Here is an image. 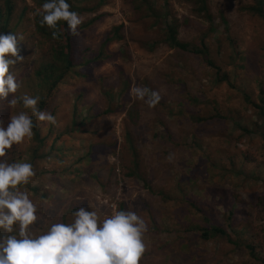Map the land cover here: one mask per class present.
<instances>
[{"label": "rangeland", "instance_id": "374dc122", "mask_svg": "<svg viewBox=\"0 0 264 264\" xmlns=\"http://www.w3.org/2000/svg\"><path fill=\"white\" fill-rule=\"evenodd\" d=\"M97 1L101 3L97 8L98 11L93 17L83 16L82 23L99 15L102 18L92 26L81 30L76 36L75 49L76 51L80 49L81 52L86 48L90 52L104 50V55L101 61L93 66L82 67L83 76H80L79 69L72 70L66 75L65 86L59 92L65 96L59 95L56 100V103L63 105L64 111L58 116L56 130L44 147V151H49L55 135L62 134L57 145V149H62V152L56 150L51 157L37 162V174H34L30 180L35 181L39 189L45 192L49 189L53 190L58 200L66 198V203L57 210L56 218L64 211L69 213L72 220L74 210L82 206L96 210L100 217L104 218L118 211L119 205L125 203L126 209L131 208L136 211L148 224V231L143 237L144 252L147 253L145 260H153L152 264H165L166 260L161 250L167 241L169 243L178 241L179 234L174 236L175 231L178 232L184 228L176 222L180 218L176 214L182 209L181 205L173 202L168 204V208L165 207L161 196L156 195V192L157 190L172 191L175 181L170 178L177 174L181 165H186L184 160L190 162L192 159L188 153H176L181 151L176 149L171 151L165 146H174L176 143L173 141L179 138L175 133L185 127V125L180 127L182 123L174 120L178 115H168L170 122H168V128L174 134V138L167 140L168 135L165 134V130L156 125L154 107L146 103L147 98L140 100L131 90L134 87L151 85L154 91L159 92L163 104L177 105L179 108L181 107L180 102L183 101L182 91L179 87H174V81H178L175 77L179 74L186 78L194 95L201 98V106H198V110L200 108L201 111H208V104L212 109L223 107L221 105H232L242 109L244 103L239 99L241 95L230 92L225 84H217L216 69L207 65V58L213 57L214 61L224 67L228 61L227 53H225L227 47L225 38L232 36L237 52L245 57L248 51H253V54L259 55L263 60L264 51L260 49L264 50V21L242 10L244 6L253 5V0H211V9L216 16L212 25L203 16L197 15L193 4L186 0H168L167 11L163 8L161 10L160 7L164 6L165 0H145L146 3L144 0H96L95 2ZM94 3L89 2L86 7ZM149 4L155 6L157 12H167L170 21L176 19V22L180 24L179 37L191 44L190 50L194 49V45L199 48L206 45L208 57L188 54V57L184 58L181 57L180 50L172 49L162 43L164 35L161 29L163 30L165 26L161 27L156 18L148 12L146 5ZM5 5V0H0V8L4 11ZM40 8L31 0H16L13 18L16 19L15 21L20 20L21 23L16 35L18 52H23L24 55L22 61L18 60L15 65L10 66V71L15 76H23L25 72L32 75L36 71H44L42 65L47 64L49 60L63 63L64 54L59 53L66 44L65 39L53 38L49 29L45 34L38 31L37 22L41 17L36 12ZM221 9L227 14L228 24L222 23L219 13H216ZM184 20L189 21L187 27L183 26ZM117 29L122 37L121 41H112L105 46L103 43L106 38ZM227 29H231V33L226 32ZM220 38H222V45L217 41ZM209 46L211 53H209ZM219 48L223 51L219 52ZM79 61L83 60L79 59ZM246 63V59H242L240 66ZM227 68L228 70L233 69L230 65L225 66V69ZM248 72L252 73L249 68L243 67L240 72L241 77L235 83L240 84L241 79L245 78ZM35 80L37 79L31 76L26 78L25 82L35 85ZM126 82L129 83V89L125 98L117 97V95L110 98L107 93L111 90L117 93ZM250 85V82H246L245 86L250 87ZM78 91L84 92L80 107L88 105L82 113L83 117L88 116L89 107L94 116L89 119L85 118L76 131L73 126V114L68 110V105L76 101L79 96ZM25 94L31 96L30 88L25 89L23 95ZM184 101L187 104L191 103L188 100ZM133 106L139 110V120L135 123L129 119V113H132L130 108ZM177 108H175L176 111ZM93 109H101L102 111L98 112L101 114L96 115L97 112ZM15 113L16 108L13 110V114ZM6 115L7 108L1 106L0 101V120L9 121L10 116ZM181 121L187 122L183 119ZM48 125L49 122L42 124V137L49 134ZM204 129L211 130L207 127ZM157 133L160 135L157 136ZM129 139L133 140L135 148H131ZM210 139L211 136L205 140L209 143ZM15 146L16 158L25 159L29 156L26 152L35 146V142L33 137H30ZM89 150L97 152L95 156L87 159ZM134 150L138 154L140 173L144 180L126 176L127 172L134 167ZM14 158L11 156L10 161ZM263 159L264 156L257 160L261 162ZM196 164L197 158L188 165L194 167ZM65 169L68 172L62 176L61 181L70 186L69 191L60 189L50 182L49 173L45 175L53 171L55 173L66 172ZM43 170L47 172L43 173ZM77 170L80 172L77 176L74 174L68 176L69 172ZM200 171L203 170L200 169ZM54 175L59 176V174ZM97 178H103V180L98 182L90 180ZM253 179L251 178V181ZM206 182V185L213 183L212 181ZM256 183L261 186L258 191L264 192V174ZM22 190L29 193L35 205L47 209V217L40 219L39 216V222L48 225L52 220L50 215L56 212V208L48 201L41 202L40 197L33 196L27 186H24ZM202 195H206L207 199L212 201L216 197L215 193L212 194L207 190H204ZM216 201H219L218 197ZM147 205L151 210L147 208ZM220 208L225 218L227 210L224 207ZM248 219L247 222L250 224H244V227L249 225L250 228L246 230L247 233L243 239L248 238L249 241L259 242L264 252L263 220H257L256 211L248 214ZM228 232L231 233L233 239H236V234L234 235L231 229H228ZM256 245L259 247L258 244ZM192 247L193 249L190 250H181L180 254L185 257L179 259L181 264H261L249 255L248 248L243 249L245 250L243 256L235 255L234 251L237 250L225 238H211L209 241L199 238L194 241Z\"/></svg>", "mask_w": 264, "mask_h": 264}, {"label": "trees", "instance_id": "16d2710c", "mask_svg": "<svg viewBox=\"0 0 264 264\" xmlns=\"http://www.w3.org/2000/svg\"><path fill=\"white\" fill-rule=\"evenodd\" d=\"M31 1L37 3L40 7L45 2V0ZM95 1L96 0H67L70 5V10L77 12L81 18L83 16L85 18H88L89 16L93 17L95 12L98 11L97 8L101 3ZM186 1L193 4L194 12H196L197 15L203 16L211 25L213 24L216 16L211 9V0ZM89 2H95L96 4L94 3L92 6L90 5L89 7H86V4ZM253 2V5L244 6L242 10L257 16L264 21V0H253ZM5 3V11L3 8H0V34H16L21 25L20 20L15 21L16 19L13 18L16 10V0H5ZM144 3H146L145 0ZM77 5L78 7H75ZM80 5H82V7ZM160 7L161 10L163 8V10L167 11L168 0H165L164 6ZM146 8L148 12L156 18V21L161 27L165 26L163 30L161 29V32L164 35L163 40H161L162 43L172 49L180 50L181 57L184 58H187L188 54H198L204 58L208 57V49L206 45L202 48L194 45V49L190 50L191 44L189 42H184L179 37L180 24L176 22V19L170 21L167 12H157V9H155L156 7L150 4L146 5ZM216 13H219L218 15L221 17L222 23L228 24L227 14L222 9L216 11ZM101 18L102 16L99 15L95 18L88 19L90 21L86 23H81V25L78 26L76 35L72 34L67 23L64 21H60L55 29H51L47 25L41 26L40 20L37 22L38 31L40 33L45 34L47 29H49L52 33L53 31L57 32L56 39H65L66 44L62 47V52L59 53L64 54V60H62V64L49 60L47 64L42 65L44 71H36L35 74L32 75L25 72L23 73V76H15L19 84L17 92L15 94H10L5 100L0 99L1 106L3 105L7 108L6 116H11L13 110L16 108L15 114L24 111L32 117L34 124L32 137L35 142V146L26 152L29 156L25 159H22L21 157L16 158L15 144L11 149L6 150V156L0 159H4L8 163H31L34 174H37V162L44 160L49 156L51 157L56 150L62 152V149H57L62 134H56L49 151H44L47 141L56 130L58 116L64 111L63 105L58 104V102L56 103V100H58L59 95L63 97L65 96L63 93L59 92L63 86H65L64 80L66 75L70 74L72 70L79 69L81 75L77 72L76 73L83 76V73L81 72L82 67H91L96 62L101 61V58L104 55V50L90 52V50L86 48L82 52L80 49H77V52L75 49L76 36L81 30L92 26ZM188 24V20L183 21V26L187 27ZM226 32L231 33V29H227ZM52 33L51 35H53ZM121 39L120 31L117 29L112 35L106 38L103 44L106 46V44L112 41H121ZM225 40L227 46L225 53H227L226 57L228 60L225 63V66L227 67L230 65L233 69H225V66L223 67L221 64L219 65L214 61L213 57L207 58V65L216 69L217 73L215 81L217 84H225L229 87L228 89H230V92L241 95V98L239 99L244 103L242 109L232 105H221L223 107L219 106L212 109L210 104H208V111H201L200 108L198 110V106H201V98L194 95L186 78L179 74L175 77L178 81H173L175 82L174 87L177 86L182 91L181 99L183 101L179 104L181 107L177 108V105L171 106L165 103L163 104L162 100L154 106L157 119L156 125L165 130V134L168 135L167 140L174 138V134L171 133L168 128V115H178L174 120H178L179 123H182L180 127L185 125L184 129H181L180 131L178 130L175 133L179 136V138L173 141L176 144L172 147H169V145L165 146L171 151H175L174 149L181 151L176 153H188L192 159L190 162L184 160L186 165H181L177 174L170 178L175 181L172 191L157 190L156 192V195L161 196V200L165 207L168 208V204L173 202L181 205L182 209L180 210V213L176 214L181 218L176 222L183 225L184 229L178 232L175 231V235L171 233L174 236H176L177 233L179 234L178 241L175 240L172 241V243L167 241L161 250L162 256L166 260L165 264H181L179 259L185 258L180 254L181 250L193 249L192 244L199 238H202L204 241H209L211 238H225L227 242L233 245L234 249L237 250L234 251L235 255L243 256L245 253V250L243 249L248 248L250 251L249 255L256 261L264 264V252L263 249L260 248V243H256L255 240L249 241L248 238L243 239L247 233L246 230H249L250 228L249 225L244 227V224H250L247 221H249L248 214L251 212H257V220H263L264 226V192L262 191L261 193L258 191V189H261V186L256 183L261 175L264 174V159L261 162L257 160L264 156V59L262 60L259 55L253 54V51H248L244 57L240 52H237V47L232 36H227ZM217 41L222 45V38ZM222 51L223 49L219 48V52ZM260 51L264 50L261 48ZM211 52L209 46V53ZM23 55V52H19V56L22 57ZM12 59L16 58L13 57ZM79 59H82L83 61H79ZM242 59H246L247 63L240 66V61ZM243 67L246 69L249 68L252 73L248 72L249 74L241 79V83L236 84L235 82L237 79L241 77L240 72ZM31 76L37 79L35 80V85L25 82V79ZM21 78H24V80H21ZM246 82L251 83L250 87L245 86ZM147 87L153 90L151 85ZM27 88H30L31 96L39 98L37 108L41 111L51 113L56 118L55 124L49 123L48 129L50 132L45 137H42L41 135L42 124H45L47 121H39L34 115H32L31 109H25L23 107L22 101L18 102L13 109H10L8 106V100H11L13 95L21 97ZM128 89L129 83L126 82L117 93L111 90L110 93L107 94L110 98L115 95H117V97L125 98ZM78 94L79 96L76 101L74 100L72 102L73 104L68 105V110L72 111L73 114V126H75L76 131L85 121V118L89 119L91 116H94L91 107H89L88 116L83 117L82 113L88 108V105L80 107V101L83 99L84 92L78 91ZM184 100H188L191 103L187 104ZM175 108H177V111ZM93 111L97 112L95 113L96 115H99L101 113L98 112L102 110L93 109ZM130 111L132 113H129V119L132 123H135L139 120V110L136 106H133L130 108ZM181 119L184 121L187 120V122L185 121L183 123ZM3 122L4 125L7 126L8 121ZM205 127L211 130L208 131L204 129ZM159 135L160 133H157V136ZM210 136L211 139L209 144L205 139ZM128 142L131 144L132 149L135 148L132 139H129ZM190 149H193V151H190ZM96 152L97 151L93 152L92 150H89L87 159L95 156ZM199 154L200 157H198ZM133 155L135 157L134 167L131 171L127 172L126 176L141 178L144 180L140 173L139 157L136 150H134ZM169 155H171V153ZM11 156L15 157L12 161H10ZM196 158L197 164L194 167L189 166ZM200 159L202 161H200ZM255 162L257 163L255 164ZM138 169L139 171H137ZM200 169L203 171H200ZM112 170L113 167L111 171ZM46 172L47 171L43 170V173ZM67 172L68 170L62 173H55V171H53L52 173L47 172L45 175L49 173L50 182L54 183L60 189L69 191L70 186H67L61 181L62 176H65ZM79 173L78 170L76 172H69L68 176L73 174L77 176ZM54 174H59V176H55ZM251 178L254 179L251 181ZM90 180L98 182L99 180H103V178ZM206 181H209V183L212 181L213 183L206 185ZM24 186H27L28 189H30L29 192L32 193L33 196L40 197L41 202L48 201V203H51L56 208V212L53 215H50L52 218L51 222H71L69 213L64 211H62L58 218H56L57 210L66 203V198L59 199V201L53 190L49 189V191L45 192L39 189L35 184V181L32 182V180H29L27 185L21 186V190ZM204 190L212 192V194L215 193V200H208L206 195H202ZM150 191L154 193L153 190ZM217 197L219 201H216ZM36 206L38 208V217L40 216V219L46 218L48 212L47 209L40 205ZM220 207H224L227 210L225 218L224 214L221 212L222 208ZM147 208L151 210L148 205ZM119 210H127L125 203L119 205ZM244 221L246 223H244ZM47 226L48 225L45 223H40L38 219L36 224L31 227L34 231L39 233L46 230ZM228 229H231L234 235L236 234V239L232 238ZM262 232H264V228ZM256 244H258L259 247H257ZM151 249H153V247ZM146 255L147 253L144 252L139 264H147L148 262L152 264V262H154L153 260H145Z\"/></svg>", "mask_w": 264, "mask_h": 264}, {"label": "clouds", "instance_id": "9594fccd", "mask_svg": "<svg viewBox=\"0 0 264 264\" xmlns=\"http://www.w3.org/2000/svg\"><path fill=\"white\" fill-rule=\"evenodd\" d=\"M36 14L41 17V26L55 29L64 21L73 35L82 23L67 0H45ZM52 34L56 38L57 32ZM17 60H23L17 35L0 34V99L17 92L19 84L10 71ZM131 91L140 100L147 98L150 107L161 100L159 92L148 87H134ZM21 101L39 121L56 123L51 113L37 108L38 97L13 95L8 106L13 109ZM33 127L32 117L24 111L11 114L7 126L0 120V158L14 144L32 137ZM32 176L31 163L0 159V264H139L148 224L131 208L101 218L96 210L82 206L72 213L71 222H50L46 230L34 231L31 226L39 219L38 208L29 193L21 190Z\"/></svg>", "mask_w": 264, "mask_h": 264}]
</instances>
